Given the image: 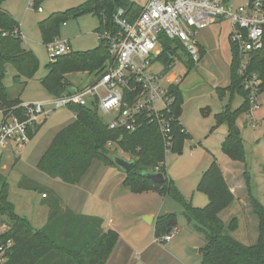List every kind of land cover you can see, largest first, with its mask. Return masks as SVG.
Here are the masks:
<instances>
[{"label":"trees","instance_id":"trees-1","mask_svg":"<svg viewBox=\"0 0 264 264\" xmlns=\"http://www.w3.org/2000/svg\"><path fill=\"white\" fill-rule=\"evenodd\" d=\"M7 0H0V111L3 116L13 114L24 119L22 101L11 99L5 85L7 66L12 65L16 72L15 85L26 87L36 76L40 61L34 52L24 48L20 23L3 9ZM41 0H34L33 7L41 8ZM123 10V18L134 23L142 12V7L130 0H89L65 12L54 13L39 23L44 45L52 44L60 37L61 27L70 18L78 19L93 15L99 21L95 32L100 36L116 34L119 27L116 16ZM163 53L158 60L164 65V74L173 67L182 52L187 57V66L193 69L197 64L186 54L178 40L161 39ZM232 46V45H231ZM231 81L228 88H218L222 98L229 93L232 97H244L242 106L232 110L228 105L216 115V125L228 123L231 131L222 144L223 152L234 162L245 163L246 151L240 134L234 132V123L240 113H249L251 104L249 93L244 90L243 77L238 73V57L232 46ZM203 51L201 52V59ZM112 61L109 40L98 39V46L88 51H73L59 57L47 65L48 74L41 84L54 98L71 95V82L68 76L85 73L99 77ZM249 76L261 82L264 92V47L251 54L248 63ZM173 102L161 116L170 123L168 137L161 132L157 121L151 122L147 113L139 116V127L135 132L112 130L100 117L98 102L93 107L72 104L69 109L75 120L54 137L51 145L37 163V169L52 179L67 185H79L90 171L94 162L106 166H116L109 153V144L117 146L124 154L130 155L134 168L125 173L123 186L134 194L155 191L170 197L178 203L189 222H195L197 230L205 235L206 244L201 249V264H264V205L251 194L250 177L245 172L250 205L258 219V239L255 245L246 246L224 233L225 224L219 215L234 201L232 193L220 165L213 160L198 184V190L208 197V205L196 208L179 191L175 182L168 178L166 158L168 153L182 154L190 134L181 124L183 96L178 85L169 88ZM45 122L28 129L29 138L40 131ZM149 173H160L165 177L164 184H157L147 178ZM48 197V194H45ZM0 218L8 229L0 235V241L12 246L6 253L4 264H107L119 239L114 230H105L103 220L88 215L76 214L65 207L59 198L50 202L48 220L41 229H35L24 217L19 216L9 200L7 179L0 175ZM236 219L232 222L235 226ZM178 226L175 214L159 216L155 221V237H164L175 232Z\"/></svg>","mask_w":264,"mask_h":264},{"label":"rangeland","instance_id":"rangeland-1","mask_svg":"<svg viewBox=\"0 0 264 264\" xmlns=\"http://www.w3.org/2000/svg\"><path fill=\"white\" fill-rule=\"evenodd\" d=\"M87 1L89 0H41L39 6L44 11L43 13H39L33 7V0H7L5 2L9 12L21 23L26 46L34 50L40 60L38 73L25 88L14 84L13 78L16 72L12 65L7 66L5 85L9 90L11 99L20 96L23 92L22 100L25 104L52 100L53 97L41 84V80L48 74L47 65L51 59L47 48L50 44H43L39 23L54 13L65 12ZM130 1L143 5L147 0ZM245 2L246 0H231L235 9ZM218 23L207 30L211 40L207 47V53L200 63L192 70L189 69L186 63L187 57L184 53L179 52L174 61V67L162 79L166 89L173 84H180L183 96L182 121L193 136L192 142L187 141L188 143H185L182 154H167L165 162L167 175L169 179L175 182L182 195L190 200L196 208H204L208 205V197L198 190V184L202 178V172L210 162V158H217V163L222 168H227L231 162L222 150V144L225 137L230 133L231 126L228 123L217 126L216 113L222 111L225 102H228L233 110L239 109L244 102V97L240 94L230 97V94L226 93L221 98L217 92V85L229 82L233 61L232 46L229 36L228 41L226 37L229 28L231 31V24L227 21ZM98 25V19L93 15H84L78 19L70 18L67 21V26L62 25L59 40L66 41L69 39L74 51H87L96 48L98 36L94 31ZM202 36L201 33L200 37ZM193 62L195 63V61ZM163 69L160 61H156L150 68L151 72L157 73ZM93 79L94 76L86 74L72 75L69 78L73 84L70 88L71 92H75L81 85H85ZM259 94L258 101L264 107V92L261 93L259 89ZM89 101L87 99L86 104L91 106ZM74 116L75 114L68 108L56 110L49 115L40 131L26 144L18 146L15 142H9L6 147L2 148L0 173L7 177L9 200L15 205L17 212L26 217L36 229H41L47 222L48 213L45 206L48 201L42 200V193L40 192L19 188V183L23 175H26L28 178L39 181L43 185L42 188L53 189L62 197L66 195L65 188L61 186L59 180L53 182L40 170L39 172L30 166L33 158L36 159L37 157L36 150L45 146L46 139L54 136L62 128L73 122ZM100 117L106 124L112 120L110 115L105 116L100 113ZM3 118L0 111V127ZM256 120L258 126L254 127L249 114L240 113L233 128L239 129L241 132L248 162L251 163L252 158L260 159L264 165V119L256 117ZM108 148L112 158L118 156L127 161L133 159L115 145H109ZM207 148L211 150V156H208ZM248 170L253 183L263 181L262 178L258 177L254 165L251 164ZM100 171V175L96 177L99 178L97 183L87 184L85 189L80 192L77 191L78 207L81 209V214L99 217L105 226L109 223L112 229L118 231L119 239L113 253L120 250L125 251L123 256L125 264H148L147 259L141 258L140 255V259L137 258V252L144 249L157 251L159 264H182L186 261L198 264L199 258L202 260V255L196 250L205 246V235L197 230L195 222H189L183 208L178 203L155 191H147L141 194L132 193L120 184L121 175L125 172L118 166L105 165L100 168ZM65 186L71 187V185ZM73 187L68 189H74ZM150 213L160 216L166 214L177 216L178 226L175 229V233H177H171L175 235L173 242L162 240L165 236L156 239L154 226H146L143 223L145 221L143 216ZM252 216L255 217L253 212ZM219 217L225 224L224 233L226 235H230L246 246L256 244L257 240L250 241L252 240L253 226L246 227L244 211L238 198L235 197L234 201L220 213ZM235 219L237 221L233 226L232 222ZM255 219L258 221L257 217ZM140 225H142L141 229L138 228ZM254 231L258 238L257 225H255Z\"/></svg>","mask_w":264,"mask_h":264},{"label":"built area","instance_id":"built-area-1","mask_svg":"<svg viewBox=\"0 0 264 264\" xmlns=\"http://www.w3.org/2000/svg\"><path fill=\"white\" fill-rule=\"evenodd\" d=\"M42 11L40 8L39 12ZM123 14V10H119L116 16L119 27L116 34L99 36L109 40L112 61L94 83L77 89L71 95L55 98L48 104L22 105L23 120L13 114L3 116L0 157L2 148L9 142L18 146L26 144L30 140L28 129L42 123L53 111L72 104L84 105L87 99L97 101L99 112L112 117L107 123L112 130L135 132L139 127V116L147 113L151 122L157 121L161 132L168 137L170 123L161 113L174 99L169 95V88H164V75L149 73L153 63L163 53L161 39L178 40L193 61L199 64L201 51L198 36L216 22L231 24L229 40L238 57V73L243 77V86L249 93L251 109L259 107L261 82L257 77L249 76L247 71L252 52L264 47V0H246L237 9L231 0H149L134 23L124 19ZM47 48L51 63L73 52L68 41L59 39ZM7 229V224L0 219V235ZM173 234L162 240L170 242ZM11 246V241L7 244L0 241V264L5 263Z\"/></svg>","mask_w":264,"mask_h":264},{"label":"crops","instance_id":"crops-1","mask_svg":"<svg viewBox=\"0 0 264 264\" xmlns=\"http://www.w3.org/2000/svg\"><path fill=\"white\" fill-rule=\"evenodd\" d=\"M149 0H147L146 1V3L145 4H143V5H140V4H138V3H136V4H138L139 6H141L142 7V10H143V8L145 7V5L147 4V2H148ZM132 2H134V1H132ZM3 9L6 11V12H8L13 18H15L10 12H9V10H8V8L5 6V4H4V6H3ZM39 11V10H38ZM44 11H42V12H39V13H43ZM16 19V18H15ZM17 20V19H16ZM18 21V20H17ZM19 22V21H18ZM99 22V21H98ZM20 23V22H19ZM215 24H219L218 22H216ZM214 25V24H213ZM20 26H21V23H20ZM64 26H67V23L66 24H64ZM211 27V26H210ZM98 28V27H97ZM96 28V29H97ZM95 29V30H96ZM210 28H207L206 30H204V31H201L200 32V34H199V36H198V41H199V44H200V51L202 52L203 51V57H202V59L205 57V55H206V53H207V47L209 46V44H210V36H209V34H208V32H207V30H209ZM230 31V28H229V30H228V32L226 33V37H227V41H228V36H229V32ZM95 32V31H94ZM21 33H22V28H21ZM96 33V32H95ZM201 33L203 34V36L202 37H200V35H201ZM97 34V33H96ZM22 36H23V34H22ZM97 36H98V39H99V35L97 34ZM23 41H24V48L25 49H27V50H30V51H32V52H34L35 53V51L34 50H31L30 48H28L27 46H26V43H25V38H24V36H23ZM66 41H68L69 43H70V45H71V47H72V49H73V46H72V43H71V41L68 39V40H66ZM94 49V48H93ZM90 50H92V49H90ZM73 51H74V49H73ZM88 51V50H87ZM79 52H83V51H79ZM180 52V51H179ZM178 52V53H179ZM36 55V54H35ZM37 56V55H36ZM39 59V58H38ZM201 59V60H202ZM200 60V61H201ZM40 61V60H39ZM156 61H160V60H156ZM155 61V62H156ZM154 62V63H155ZM161 62V61H160ZM153 63V64H154ZM200 63V62H199ZM161 64L163 65V63L161 62ZM153 66V65H152ZM163 67H164V65H163ZM165 68V67H164ZM149 73L150 74H152V75H165L164 74V69H163V71H161L160 73H157V72H151V70H149ZM76 74H85V73H76ZM72 75H75V74H71V75H69L68 76V79L72 76ZM87 75V74H86ZM96 79H95V77H94V79L93 80H91L89 83H87V84H85V85H81V87L80 88H82V87H84V86H87V85H90V84H92V83H94V81H95ZM31 81V80H30ZM29 81V82H30ZM230 81H231V77L229 78V82L227 81V82H225V83H223V84H219V85H217V88H222V89H225V88H228L229 87V85H230ZM71 82V81H70ZM72 82H71V87H72ZM173 86H176L175 84H173ZM178 86L180 87V84H178ZM80 88H78V89H80ZM180 89H181V87H180ZM23 93V92H22ZM22 93L20 94V96H16L14 99H17V98H19L21 101H22V105H24L25 103L23 102V100H22ZM230 97H232L231 95H230ZM55 98L53 97L52 98V100L51 101H42V103H46V104H48V103H51L53 100H54ZM90 103H91V106H88L87 104H84L85 106H88V107H93V101H89ZM230 102V101H229ZM258 103H259V101H258ZM230 106V104L227 102H225V103H223V108H222V111L226 108V106ZM65 108H68L69 109V107H65ZM59 110V109H58ZM70 110V109H69ZM233 110V109H232ZM56 111V110H55ZM71 111V110H70ZM222 111H220V112H217L216 114H219V113H221ZM54 112V111H53ZM100 113V112H99ZM249 114V117H250V119H251V123L254 125V127H257L258 126V122H257V120H256V117L257 118H259V119H264V107L262 106V103H261V105H260V103H259V107L257 108V109H251V111L248 113ZM75 118H76V116H74V120H75ZM73 120V121H74ZM183 116H182V118L180 119V121H181V124L183 125V127L185 128V130L190 134V140H188V142H192L193 141V136H192V134L190 133V131L185 127V125L183 124ZM47 121V119H45L43 122H46ZM72 123V122H71ZM70 123V124H71ZM69 125V124H68ZM67 125V126H68ZM66 127V126H65ZM64 127V128H65ZM63 129V128H62ZM61 129V130H62ZM60 130V131H61ZM60 131H58L57 133H59ZM57 133L54 135V136H51V137H49L48 139H46V141H45V143H44V145L45 146H43V147H41V148H39V149H37L36 150V154H37V157H36V159H35V157L33 158V160H32V164H31V166H30V168H32V169H36V170H38L37 169V163H38V161L40 160V158L43 156V154L45 153V151L48 149V147L51 145V143H52V141H53V139H54V137L57 135ZM240 134H241V132H240ZM229 135V134H228ZM227 135V136H228ZM226 136V137H227ZM226 137H225V139H226ZM225 139H224V141H225ZM187 142V143H188ZM207 154H208V156L210 155L211 156V150L209 149V148H207ZM213 160H216L217 162H218V160H217V158L216 159H212V158H210V162H209V164H208V166H207V168H205V170H204V172L209 168V166L211 165V163H212V161ZM219 164V163H218ZM254 165L255 166V171H257V175H258V177H260V178H262L263 179V181H258V182H256V183H253V180H252V177H251V175H250V173H249V166L250 165ZM220 165V164H219ZM103 166H105L104 164H102V163H100V162H94V164L92 165V167H91V169H90V171L86 174V176L84 177V179L82 180V183L81 184H79V185H75L74 187L73 186H71V187H73L74 189H68V188H71V187H66L65 185H67V184H65L64 182H62L61 180H59L61 183V186L63 187V188H65V192H66V195L65 196H60L55 190H53V189H50V188H47V189H45V188H42L43 187V185L39 182V181H37V180H35V179H32V178H28L26 175H23V177H22V179H21V181H20V183H19V188H21V189H23V190H31V191H36V192H40V193H42V200L43 201H48L47 203H46V206L45 207H47V213H48V216H47V220H48V217H49V213H50V202H52V199H54L55 197L56 198H59L60 200H61V202L64 204V206L65 207H68V208H70L72 211H74L76 214H81L82 212L80 211L81 209L78 207V205H79V199H77L76 198V194H77V191L78 192H80L82 189H85L86 188V186H87V184L88 185H90V184H94V183H97V181H98V179L99 178H96L97 176H99L100 175V168H102ZM221 167V166H220ZM95 168H97L96 169V171H95ZM221 169H222V171H223V174H224V177H225V179H226V181H227V183H228V185H229V187H230V189H231V191H232V193L234 194V196L236 197V198H238V201H239V204H241V206H242V209H243V211H244V218H245V222L247 223V226L246 227H248V228H250L251 227V225L253 226V232H252V240H250V232L248 231V235H249V240L250 241H256L258 238H257V236H256V233H255V225H257L258 226V221H256V216H255V214H254V216L255 217H253L252 216V212H253V209H252V207H250V204H249V202H250V197H249V192H248V188H247V185H246V177H245V172H247L248 173V175H249V177H250V185H251V194H252V196L253 197H255L256 199H258L259 201H260V203L262 204V205H264V165H263V162L260 160V159H254V158H252V162L251 163H249L248 162V159H247V157H246V161H245V163H240V162H234V161H232L231 160V162L227 165V168H222L221 167ZM227 169V170H226ZM39 171V170H38ZM40 172V171H39ZM204 172H202L203 174H204ZM202 174V175H203ZM0 175H2L3 177H5L6 179H7V177L5 176V175H3V174H1L0 173ZM47 178H48V176L46 175V174H44ZM125 177H126V174H122L121 175V178H120V184L123 186V182H124V180H125ZM50 178V177H49ZM96 178V179H95ZM52 179V178H51ZM55 180H58V179H52V181L54 182ZM8 182V181H7ZM65 184V185H64ZM256 184V185H255ZM263 185V186H262ZM70 186V185H69ZM124 187V186H123ZM78 188V189H77ZM69 190H73V191H69ZM45 194H48V197H44V195ZM50 196V197H49ZM10 202H11V200H10ZM12 203V202H11ZM13 204V203H12ZM14 205V204H13ZM14 207H15V205H14ZM15 211H16V213L19 215V216H21V217H24V216H22V215H20L18 212H17V210H16V207H15ZM254 213V212H253ZM82 215H84V214H82ZM89 216V215H88ZM160 215H155V214H147V215H144L143 216V219L146 221H143V223L146 225V226H154V232H155V221H156V219L159 217ZM95 217V216H94ZM24 218H26V217H24ZM99 218V217H98ZM150 218V219H149ZM1 220H3L2 218H0ZM27 219V218H26ZM28 220V219H27ZM150 220V221H149ZM29 221V220H28ZM30 222V221H29ZM257 222V223H256ZM31 223V222H30ZM32 225V224H31ZM103 226H104V229L107 231V230H114V231H116L117 233H118V231L116 230V229H112L111 227V224H109L108 223V225L107 226H105L104 225V223H103ZM34 228V227H33ZM139 229H141L142 228V225H140L139 227H138ZM36 229V228H35ZM175 233V232H174ZM177 233V232H176ZM175 233V234H176ZM191 233V232H190ZM119 234V233H118ZM193 234V233H192ZM137 236H139V235H137ZM175 236V235H174ZM174 239V238H173ZM173 239L170 241V242H173ZM236 240V239H235ZM238 241V240H237ZM244 244V243H243ZM171 245V244H170ZM246 245V244H245ZM171 247V246H170ZM124 252L125 251H123V250H120V251H118L117 253H113V256H111L110 257V259H109V261H108V263L107 264H125V260L123 259V256H124ZM196 252H198L200 255H202L201 254V249H197L196 250ZM138 253V255H137V258H139L140 259V257L141 258H145V259H147V263L148 264H159L158 263V256H157V251H153V249H148V250H143V251H140V252H137ZM139 255H140V257H139ZM201 262H202V260L199 258V260H198V264H201ZM182 264H195L194 262H191V261H186V262H183Z\"/></svg>","mask_w":264,"mask_h":264},{"label":"water","instance_id":"water-1","mask_svg":"<svg viewBox=\"0 0 264 264\" xmlns=\"http://www.w3.org/2000/svg\"><path fill=\"white\" fill-rule=\"evenodd\" d=\"M234 132L238 135L240 134L239 129H234ZM113 161L118 166L121 168L125 173L131 171L134 168V162L132 161H127L123 158H120L118 156L113 157ZM148 179L151 181L157 183V184H164L165 183V177L163 174L160 173H149L146 175ZM150 219V218H149Z\"/></svg>","mask_w":264,"mask_h":264}]
</instances>
